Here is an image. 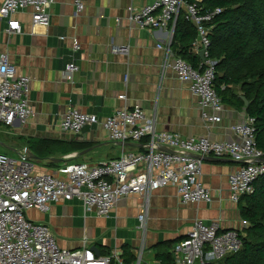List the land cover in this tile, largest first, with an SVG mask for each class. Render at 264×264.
I'll return each mask as SVG.
<instances>
[{
  "label": "crops",
  "instance_id": "0c3cea01",
  "mask_svg": "<svg viewBox=\"0 0 264 264\" xmlns=\"http://www.w3.org/2000/svg\"><path fill=\"white\" fill-rule=\"evenodd\" d=\"M152 1L81 0L84 9L76 13L74 0H53L48 10V28H32L30 11L26 10L15 16L21 27L17 35L5 32L3 20L0 55L7 57L17 76L28 78V104L34 118L22 126L14 122L12 127L3 128L1 133L7 140L1 146L13 155L20 149L32 154L28 148L33 140L82 146L66 154L55 150L51 155L54 159L50 160L53 165L41 161L35 168L37 174L53 173L65 163L116 160L121 149L107 142L100 126L85 127L79 137H72L60 131L59 121L69 108L102 121L114 110L134 104L143 108L157 132L182 138L207 137L215 142L232 140L230 128L244 119V112L224 106L220 124H206L189 85L178 82L171 70L163 68L166 54L157 46L171 51L169 60L181 57V38L175 24L148 30L139 29L127 20L128 8L140 9ZM73 38L80 45L77 52H72ZM188 42L185 38L184 44ZM110 45L126 46L128 54L113 55ZM69 63L77 67L71 81L64 77ZM200 63L198 57L196 65ZM120 95L125 96L124 100L118 99ZM129 149L136 150L132 147L125 150ZM59 159L64 161L57 162ZM237 168L238 164L226 159L203 161L199 180L211 195L208 204H181L175 189L165 187L144 197L120 200L106 219L93 214L84 216L76 200L49 205L44 212L28 211L26 219L46 226L60 248L77 249L82 238H86L98 255L121 252L125 264H133L139 258L143 263L162 264L156 258L157 253L168 255L169 263L173 264L171 250L186 238L194 220L205 225L219 222L222 232L240 226L243 220L238 206L228 199V177ZM141 215L142 229L137 218Z\"/></svg>",
  "mask_w": 264,
  "mask_h": 264
},
{
  "label": "built area",
  "instance_id": "2783aa9c",
  "mask_svg": "<svg viewBox=\"0 0 264 264\" xmlns=\"http://www.w3.org/2000/svg\"><path fill=\"white\" fill-rule=\"evenodd\" d=\"M52 2L2 0L0 24L5 20L7 34H20V23L15 16L29 10L31 27L46 29ZM201 3L202 0H153L140 9L128 8L127 20L139 29L148 30L174 25L180 16L192 24L196 38L191 53L196 56L203 53V61L197 68L181 58L169 60L172 53L168 48L157 46V49L166 54L163 68L171 70L178 82L189 85L202 120L216 125L221 122L224 106L212 87L215 63L208 58V50L211 24L221 10L203 11ZM74 6L76 13L84 9L81 0H74ZM115 21L119 23L118 19ZM71 48L72 52L79 50L77 39L71 40ZM109 50L118 56L129 51L128 47L118 45H110ZM76 72L77 67L69 63L64 70L65 79L71 81ZM29 89L28 78L17 76L7 57L1 54L0 129L10 128L14 122L22 126L34 118L28 104ZM124 98L118 96L120 100ZM90 126H100L107 142L120 147L116 160L65 163L53 173L37 174L35 168L41 161L31 159L26 149L17 150L14 157L0 154V264H125L119 251L96 255L86 238H82L77 249L60 248L46 226L26 219L28 211L44 212L49 205L76 200L84 216L93 214L106 219L120 200L144 197L165 187L175 189L181 204H208L211 195L199 180L205 159H226L238 164L228 177V199L233 204L250 194L252 183L264 175V153L256 146L254 120L246 116L230 128L234 138L225 142L157 132L138 104L118 108L102 121L69 108L59 121L60 131L72 137H79ZM131 147L136 150H125ZM137 218L142 229L144 217ZM247 226L246 221H241L237 229L222 232L219 222L205 225L194 220L186 238L171 250L173 264H220L241 249L240 234ZM133 264L147 263L139 258Z\"/></svg>",
  "mask_w": 264,
  "mask_h": 264
},
{
  "label": "trees",
  "instance_id": "16d2710c",
  "mask_svg": "<svg viewBox=\"0 0 264 264\" xmlns=\"http://www.w3.org/2000/svg\"><path fill=\"white\" fill-rule=\"evenodd\" d=\"M201 7L221 10L209 36L208 58L215 63L212 87L223 106L243 111L254 120L256 146L264 153V0H202ZM189 24L181 16L174 29L181 38L180 58L197 68L198 56L191 53L196 33ZM241 98L247 101L246 107ZM69 145L33 140L28 150L39 161L53 165L51 155L56 151L66 154L82 148ZM237 206L248 226L240 234L241 249L220 264H264V175L252 183V192L240 197ZM156 258L162 264L171 262L164 253H157Z\"/></svg>",
  "mask_w": 264,
  "mask_h": 264
},
{
  "label": "rangeland",
  "instance_id": "374dc122",
  "mask_svg": "<svg viewBox=\"0 0 264 264\" xmlns=\"http://www.w3.org/2000/svg\"><path fill=\"white\" fill-rule=\"evenodd\" d=\"M2 130L3 129H0V154H7V155L11 156L13 154L10 153L8 150L4 149L3 146H1L7 140L6 137L1 133ZM11 157H14V155ZM127 221H128V224L131 225V222H130L131 220L128 219ZM150 254L154 255L153 253H150Z\"/></svg>",
  "mask_w": 264,
  "mask_h": 264
},
{
  "label": "water",
  "instance_id": "95a60500",
  "mask_svg": "<svg viewBox=\"0 0 264 264\" xmlns=\"http://www.w3.org/2000/svg\"><path fill=\"white\" fill-rule=\"evenodd\" d=\"M198 57L200 58L201 61H203V53L202 52H199ZM241 100L244 104V107H246L248 105L247 101L244 98H241ZM27 153L31 159L38 160V158H36L34 155L30 154L28 151H27ZM63 161L64 160H62V159L57 160V162H63ZM216 161H218V160H216ZM93 251L95 252L96 255H98L96 250L93 249Z\"/></svg>",
  "mask_w": 264,
  "mask_h": 264
}]
</instances>
